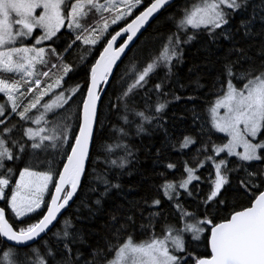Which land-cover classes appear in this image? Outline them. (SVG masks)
<instances>
[{"label": "snow or ice", "instance_id": "1", "mask_svg": "<svg viewBox=\"0 0 264 264\" xmlns=\"http://www.w3.org/2000/svg\"><path fill=\"white\" fill-rule=\"evenodd\" d=\"M173 7L0 0V264H264V0Z\"/></svg>", "mask_w": 264, "mask_h": 264}, {"label": "trees", "instance_id": "2", "mask_svg": "<svg viewBox=\"0 0 264 264\" xmlns=\"http://www.w3.org/2000/svg\"><path fill=\"white\" fill-rule=\"evenodd\" d=\"M145 3H147V0H145ZM184 3V0H176L174 2V7L169 9V12H173L175 11V5H182ZM139 10L142 9H138L137 11L134 12V14L138 13ZM132 17H129V19H131ZM155 26V23L153 22V27ZM115 28V27H114ZM111 31V30H110ZM152 32V28L149 27L148 31L144 33V37H142L141 39L143 40L144 38H146L150 33ZM140 41L137 42V44H139ZM198 47L197 43H193V45L191 47H189L186 51H185V65L181 66L179 68V74L181 76H183L186 73L187 70V64L190 63L192 60L197 59L198 55H194V53H196V49ZM129 56L132 55V53H128ZM72 75V74H69ZM82 76V73L79 75H74L73 79L71 81H69V83H73L76 80H80ZM145 142H147V138L145 139ZM141 165L145 168L150 167V162L149 161H145L143 154H141ZM138 180V177L133 175L131 177H124V183L127 186L128 184H135L136 181ZM131 195L133 196H138L139 193H132ZM69 212L73 211V209H69ZM0 247H3L2 244H0ZM2 254V253H0Z\"/></svg>", "mask_w": 264, "mask_h": 264}, {"label": "rangeland", "instance_id": "3", "mask_svg": "<svg viewBox=\"0 0 264 264\" xmlns=\"http://www.w3.org/2000/svg\"><path fill=\"white\" fill-rule=\"evenodd\" d=\"M138 10V9H137ZM137 10H135V11H137ZM113 28L114 27H116V26H112ZM111 30V29H110ZM38 67H40V66H38ZM54 92H56V93H58L59 92V89H54ZM0 96H2V94H0ZM52 96V94L50 93L49 94V96H45L44 97V101H48L49 99H50V97ZM4 102V100L3 99H0V103H3ZM42 103H43V101H42ZM33 112H35V109L33 110ZM49 115H51V113L49 114Z\"/></svg>", "mask_w": 264, "mask_h": 264}, {"label": "water", "instance_id": "4", "mask_svg": "<svg viewBox=\"0 0 264 264\" xmlns=\"http://www.w3.org/2000/svg\"><path fill=\"white\" fill-rule=\"evenodd\" d=\"M175 1H176V0H174V2H175ZM142 31H143V30H142ZM138 35H139V34H138ZM120 39H121V38H118V42H120ZM137 42H138V41H137ZM118 63H119V62H118Z\"/></svg>", "mask_w": 264, "mask_h": 264}]
</instances>
